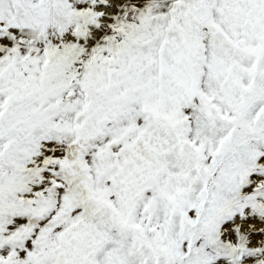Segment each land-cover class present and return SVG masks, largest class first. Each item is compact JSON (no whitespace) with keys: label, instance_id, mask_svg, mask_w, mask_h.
<instances>
[{"label":"snow or ice","instance_id":"1","mask_svg":"<svg viewBox=\"0 0 264 264\" xmlns=\"http://www.w3.org/2000/svg\"><path fill=\"white\" fill-rule=\"evenodd\" d=\"M0 264H264V0H0Z\"/></svg>","mask_w":264,"mask_h":264}]
</instances>
